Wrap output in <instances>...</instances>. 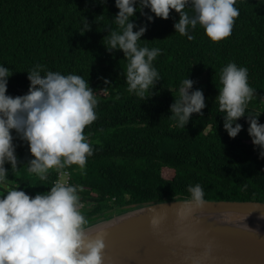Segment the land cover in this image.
Returning <instances> with one entry per match:
<instances>
[{"label": "trees", "instance_id": "trees-1", "mask_svg": "<svg viewBox=\"0 0 264 264\" xmlns=\"http://www.w3.org/2000/svg\"><path fill=\"white\" fill-rule=\"evenodd\" d=\"M236 6L240 15L231 35L215 43L199 25L190 29L191 41L175 33V11L149 23L138 44L161 49L153 62L161 79L153 95L149 91L141 99L127 91L123 53L110 54L103 45L117 27L115 0H0V64L13 73L8 95L27 93V71L36 64L81 75L94 90L97 119L84 131L93 155L83 173L76 166L64 170L66 183L78 186L86 225L137 206L190 199L187 189L196 184L206 200L264 201V159L254 149L246 118L238 121L243 130L229 138L215 102L221 69L230 62L246 67L256 90L246 115L261 113L264 124V2L238 0ZM186 11L193 14L190 7ZM84 18L91 30L81 35ZM133 22L147 20L138 11ZM186 78L194 81L193 90L203 91L206 107L203 116L193 114L186 128H179L169 108ZM14 142L22 167L9 173L11 187L34 197L60 181L54 170L43 181L28 173L27 145Z\"/></svg>", "mask_w": 264, "mask_h": 264}, {"label": "clouds", "instance_id": "clouds-1", "mask_svg": "<svg viewBox=\"0 0 264 264\" xmlns=\"http://www.w3.org/2000/svg\"><path fill=\"white\" fill-rule=\"evenodd\" d=\"M238 0H115L117 14L112 23L117 27L103 38L108 53L121 51L127 61L124 73L127 91L144 99L145 94L160 81L153 62L161 49L141 47L148 24L155 18L167 20L170 13L179 15L174 22L175 33L186 36L199 25L213 43L231 35L240 15ZM264 2V0H261ZM191 8L192 15L186 11ZM148 9L149 15L144 12ZM147 23L137 25L133 18L137 12ZM134 29H136L134 31ZM91 30L84 18L78 30L81 35ZM12 70L0 64V264H103V238H91L85 225L87 220L78 186L57 180L47 192L34 197L11 187L9 173L15 175L22 166L17 155L19 140L26 144L31 158L26 164L28 173L46 180L51 170L58 176L65 169L78 167L83 173L93 148L84 134L85 128L96 119L98 104L89 81L81 75H64L46 71L40 64L27 71L29 88L20 96L7 94ZM246 67L228 63L220 72V87L215 102L222 113L223 128L229 138L243 130L238 123L246 118L247 133L259 158L264 159V124L259 123L261 113L246 115L256 90L248 83ZM107 83V81H105ZM194 81L184 79L177 96L169 108V118L176 127L186 128L193 114L203 116L206 107L201 89L193 90ZM15 133V135H13ZM10 165V169L5 165ZM187 191L195 204L202 203L204 192L199 184Z\"/></svg>", "mask_w": 264, "mask_h": 264}, {"label": "water", "instance_id": "water-1", "mask_svg": "<svg viewBox=\"0 0 264 264\" xmlns=\"http://www.w3.org/2000/svg\"><path fill=\"white\" fill-rule=\"evenodd\" d=\"M103 264H264V201L150 203L85 226Z\"/></svg>", "mask_w": 264, "mask_h": 264}, {"label": "rangeland", "instance_id": "rangeland-1", "mask_svg": "<svg viewBox=\"0 0 264 264\" xmlns=\"http://www.w3.org/2000/svg\"><path fill=\"white\" fill-rule=\"evenodd\" d=\"M59 179H60L61 182L66 183V181H67V172H66V175L59 176Z\"/></svg>", "mask_w": 264, "mask_h": 264}]
</instances>
